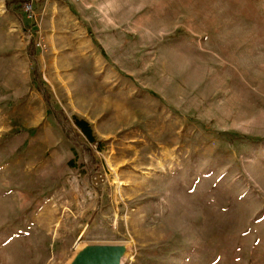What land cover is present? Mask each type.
<instances>
[{"label":"rangeland","instance_id":"374dc122","mask_svg":"<svg viewBox=\"0 0 264 264\" xmlns=\"http://www.w3.org/2000/svg\"><path fill=\"white\" fill-rule=\"evenodd\" d=\"M8 2L0 264H264V0Z\"/></svg>","mask_w":264,"mask_h":264},{"label":"water","instance_id":"95a60500","mask_svg":"<svg viewBox=\"0 0 264 264\" xmlns=\"http://www.w3.org/2000/svg\"><path fill=\"white\" fill-rule=\"evenodd\" d=\"M124 245H89L75 254L70 264H122Z\"/></svg>","mask_w":264,"mask_h":264},{"label":"trees","instance_id":"16d2710c","mask_svg":"<svg viewBox=\"0 0 264 264\" xmlns=\"http://www.w3.org/2000/svg\"><path fill=\"white\" fill-rule=\"evenodd\" d=\"M10 2H8V6L13 8V11H22V6H21V2L19 0H9ZM34 51L36 52L35 46H33ZM34 56L33 52H32V57ZM35 60L34 58H32L31 60V68L33 70V72L36 70L35 69ZM34 79L39 83L38 85H44V82L40 79V76L37 75V73L34 72ZM45 95H47L45 92H43ZM46 101H47V97H46ZM51 106V105H50ZM49 106V107H50ZM53 107V106H51ZM62 115V111L59 112ZM74 126L83 134V136L85 137V139L87 140L88 143L90 144H94L98 147V143L95 141V138L93 137L91 128L89 126V124L87 122H85L84 120L78 119V118H74Z\"/></svg>","mask_w":264,"mask_h":264},{"label":"built area","instance_id":"2783aa9c","mask_svg":"<svg viewBox=\"0 0 264 264\" xmlns=\"http://www.w3.org/2000/svg\"><path fill=\"white\" fill-rule=\"evenodd\" d=\"M21 2V6H22V11L31 16L34 12V4L38 1V0H19Z\"/></svg>","mask_w":264,"mask_h":264},{"label":"bare ground","instance_id":"6f19581e","mask_svg":"<svg viewBox=\"0 0 264 264\" xmlns=\"http://www.w3.org/2000/svg\"><path fill=\"white\" fill-rule=\"evenodd\" d=\"M47 208H48V206H47ZM50 208H51V207H50ZM53 210H54V209H52V211H53ZM50 211H51V210H50ZM53 212H54V211H53ZM49 214H50V213H49ZM46 215H47V214H46ZM51 215H52V213H51ZM53 216H54V214H53ZM51 217H52V216H51ZM52 218H53V217H52ZM52 218H51V219H52Z\"/></svg>","mask_w":264,"mask_h":264}]
</instances>
